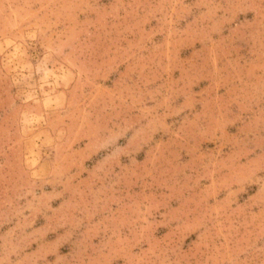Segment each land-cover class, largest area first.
Returning a JSON list of instances; mask_svg holds the SVG:
<instances>
[{
	"label": "rangeland",
	"instance_id": "obj_1",
	"mask_svg": "<svg viewBox=\"0 0 264 264\" xmlns=\"http://www.w3.org/2000/svg\"><path fill=\"white\" fill-rule=\"evenodd\" d=\"M0 264H264V0H0Z\"/></svg>",
	"mask_w": 264,
	"mask_h": 264
}]
</instances>
